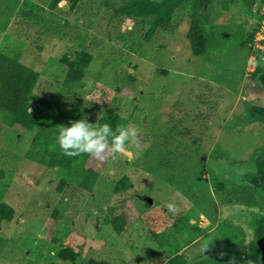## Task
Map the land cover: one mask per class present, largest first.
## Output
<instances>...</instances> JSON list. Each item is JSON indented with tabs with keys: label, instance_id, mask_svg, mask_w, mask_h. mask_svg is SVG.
<instances>
[{
	"label": "rangeland",
	"instance_id": "1",
	"mask_svg": "<svg viewBox=\"0 0 264 264\" xmlns=\"http://www.w3.org/2000/svg\"><path fill=\"white\" fill-rule=\"evenodd\" d=\"M50 1L0 0V53L33 68L42 87L63 81L65 54L90 50L86 98L118 100L140 143H128L115 159H93L86 185L61 188L58 168L26 159L35 131L0 119V203L15 210L11 222L0 220L6 240L0 264H62L56 258L62 248L80 254L81 264H180L171 261L177 255L187 264H243L237 245L247 238L244 211L264 212L257 159L250 160L263 145V126L248 125L264 118V0L255 1L251 23L242 0L210 1L212 40L202 56L192 53L187 37L192 1L166 17L138 26L126 20L123 27L111 19L112 6L127 0H79L68 13L61 10L68 3L51 11ZM108 33L124 34V44ZM167 126H175L182 145L173 140L161 148ZM123 176L132 186L117 194ZM121 215L120 232L105 224ZM227 246L232 251L225 256Z\"/></svg>",
	"mask_w": 264,
	"mask_h": 264
},
{
	"label": "trees",
	"instance_id": "2",
	"mask_svg": "<svg viewBox=\"0 0 264 264\" xmlns=\"http://www.w3.org/2000/svg\"><path fill=\"white\" fill-rule=\"evenodd\" d=\"M62 1L69 5L68 11H64L63 7L61 8L63 13L74 10L79 3V0H51L49 9L51 11L57 10ZM188 1L193 3L190 12L191 22L187 35L188 41L192 53L195 56H202L206 54L208 45L212 40L210 33L206 31L210 16L207 6L212 0H163L162 2L127 0L123 5L112 6L111 19H120V27L125 25L126 20H129L134 26H138L144 24L147 18L166 17ZM255 1L242 0L250 23L252 22ZM19 23L23 26L29 25L23 20ZM168 25L167 22H161L163 29H168ZM260 26L261 24L258 22L254 26V32ZM125 31L129 32L127 29ZM20 33L19 31V37L22 35ZM108 35L110 40H115L121 46L124 44V34H120L118 37H110L109 33ZM247 37H244V47L247 45ZM94 57V54L86 48L76 51L74 54H65L59 61L62 70L65 71L63 81L55 79L52 85L47 83L45 86L39 87V74L33 68L23 64L16 57H9L0 53V119L5 118L11 127L21 126L35 131L31 146L26 153V159L47 169L58 168L63 177L60 184L61 188L67 183L77 186L86 185L85 183L91 177L93 158L88 155L67 157L60 152L58 145L53 149L52 145L56 143L58 134V125H68L69 120L86 118L92 124L103 125L108 123L115 130L118 124L129 125L130 123L131 116H125L118 100L115 99L112 104H108L103 100L95 102L93 98H86L87 76L93 65ZM117 60H125L123 54L118 55ZM259 71L261 68L258 69ZM247 111L249 110L246 109ZM27 117L30 118L29 126L26 122ZM173 118L171 117V119ZM174 123L176 122L174 121ZM255 123L263 126V145L253 151L250 160L257 159L254 174L257 179V188L260 194L264 196V118L250 120L248 125ZM185 131L189 133L188 128ZM175 134V126L166 129V133L163 134L162 149H166L173 140H177ZM184 135L180 138L188 137V135ZM177 141L180 144L183 143L182 140ZM200 150L201 147L198 146L194 151L199 153ZM173 155L177 156L178 154L176 152ZM169 157L173 163V156ZM170 177L169 179L173 178L171 175ZM131 186V180L127 176H123L115 184V193H125ZM111 211L110 214H113V209ZM14 217L15 210L6 203H0V220L11 222ZM124 219L122 215L119 218L107 217L105 224L111 225L117 232H120ZM244 221L247 238L238 243V254L243 264H264V257L261 254V248L264 246V212L245 210ZM2 243H6V240L0 237V254L4 250ZM231 251L232 247L227 246L223 253L228 256ZM56 258L62 264H81L82 260L81 255L74 250L63 248L58 251ZM171 261H181L180 264H187L180 255L175 256ZM90 263L110 264L107 261L95 260H91Z\"/></svg>",
	"mask_w": 264,
	"mask_h": 264
},
{
	"label": "clouds",
	"instance_id": "3",
	"mask_svg": "<svg viewBox=\"0 0 264 264\" xmlns=\"http://www.w3.org/2000/svg\"><path fill=\"white\" fill-rule=\"evenodd\" d=\"M56 143L52 145L55 149L59 146L60 152L67 157L88 155L97 161H105L108 158L115 159L118 155L127 151L128 143L139 146L138 129L133 125L118 124L113 130L110 124L97 125L89 123L86 118L69 120L68 125H58ZM168 211L173 215L179 209L175 204L166 205ZM208 249H203L206 252ZM228 264H237L232 259Z\"/></svg>",
	"mask_w": 264,
	"mask_h": 264
},
{
	"label": "water",
	"instance_id": "4",
	"mask_svg": "<svg viewBox=\"0 0 264 264\" xmlns=\"http://www.w3.org/2000/svg\"><path fill=\"white\" fill-rule=\"evenodd\" d=\"M65 8H66V6H65ZM146 202L151 205L153 203V200L150 198H146ZM261 254L264 257V246L261 248Z\"/></svg>",
	"mask_w": 264,
	"mask_h": 264
}]
</instances>
